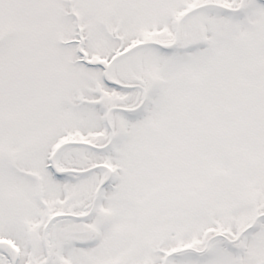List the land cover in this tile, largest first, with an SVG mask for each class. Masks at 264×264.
Masks as SVG:
<instances>
[{
	"label": "snow or ice",
	"instance_id": "obj_1",
	"mask_svg": "<svg viewBox=\"0 0 264 264\" xmlns=\"http://www.w3.org/2000/svg\"><path fill=\"white\" fill-rule=\"evenodd\" d=\"M0 264H264V0H0Z\"/></svg>",
	"mask_w": 264,
	"mask_h": 264
}]
</instances>
